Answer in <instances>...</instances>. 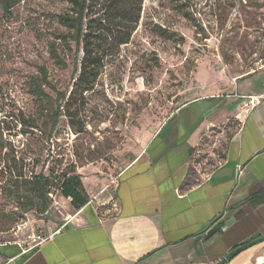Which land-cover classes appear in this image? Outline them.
<instances>
[{
	"label": "rangeland",
	"instance_id": "obj_1",
	"mask_svg": "<svg viewBox=\"0 0 264 264\" xmlns=\"http://www.w3.org/2000/svg\"><path fill=\"white\" fill-rule=\"evenodd\" d=\"M2 1L0 248L7 252L16 244L26 253L65 223L78 221L81 209L59 188L62 171L74 170L86 183L105 181L114 191L113 181L144 153L164 123L182 105L208 96L201 102L208 125L202 127L189 169L195 182L222 158L239 129L236 106L243 96L235 93L232 80L254 75L249 88L264 87V0H144L131 42L106 61L93 89L74 98L71 118L60 117L51 132L58 92L69 94L75 81L74 43L72 50L59 48L65 64L50 55L51 42L66 31L58 14L70 5L12 0L5 17ZM42 66L48 82L43 83L46 95L38 96L31 81L42 80ZM23 117L37 126L29 129ZM51 171L42 213L34 177ZM18 174L23 177L17 179ZM104 208L97 206L99 214ZM7 262L0 254V264Z\"/></svg>",
	"mask_w": 264,
	"mask_h": 264
},
{
	"label": "crops",
	"instance_id": "obj_2",
	"mask_svg": "<svg viewBox=\"0 0 264 264\" xmlns=\"http://www.w3.org/2000/svg\"><path fill=\"white\" fill-rule=\"evenodd\" d=\"M250 76L232 80L236 94L264 93V87L249 88ZM209 98L182 105L121 172L114 191L105 181H84L91 201L78 221L65 223L24 259L11 246L6 264H219L264 237V203L249 201L264 188V99L242 108L246 98H240L239 129L222 158L193 182L192 151L208 125L201 102ZM114 202L117 209L109 207ZM97 206H106L105 214ZM223 264H264V241Z\"/></svg>",
	"mask_w": 264,
	"mask_h": 264
},
{
	"label": "trees",
	"instance_id": "obj_3",
	"mask_svg": "<svg viewBox=\"0 0 264 264\" xmlns=\"http://www.w3.org/2000/svg\"><path fill=\"white\" fill-rule=\"evenodd\" d=\"M70 5V9L58 14V22L65 27L66 31L58 34L51 42L50 55L59 65L65 64L60 49H73L74 43V77L73 89L68 94L66 91H59L58 105L54 112V120L51 125V132L57 128L60 117L71 118L69 109L74 98L79 93L82 96L85 92L93 89L100 74L103 72L106 61L121 54L122 48L131 42L141 20L144 0H63ZM4 16L11 14L14 3L12 0L1 2ZM56 42H59L57 44ZM42 80L32 77L31 86L33 92L38 95H46L43 83L48 82L47 70L44 66L40 68ZM23 122L28 128H35L34 122H29L23 117ZM27 129V130H29ZM27 132V131H26ZM52 171L35 175L33 185L37 187V193L41 199L38 203L42 213L48 207V194L51 192ZM21 179V174L15 175ZM0 179H2L0 177ZM60 190L62 195L69 197L76 209H82L90 202V196L86 190L84 181L74 170L66 169L59 176ZM47 202L44 203L43 199ZM249 201L253 205L264 203V188L254 192ZM26 205V204H23ZM221 230V227L217 228ZM250 243V242H249ZM249 243L243 244L248 245ZM38 247V246H37ZM36 247V248H37ZM11 248V247H10ZM7 247V249L10 250ZM33 248L22 254L24 259ZM6 250V249H5ZM0 248V254L9 259L11 253ZM233 258V257H231ZM221 264V263H220Z\"/></svg>",
	"mask_w": 264,
	"mask_h": 264
},
{
	"label": "built area",
	"instance_id": "obj_4",
	"mask_svg": "<svg viewBox=\"0 0 264 264\" xmlns=\"http://www.w3.org/2000/svg\"><path fill=\"white\" fill-rule=\"evenodd\" d=\"M237 78H234L233 81L236 83ZM243 98H246L245 106L247 108L257 106L262 103V100L264 99V93L261 95H249V96H243ZM119 180H114L113 183L115 186L118 184ZM113 209L118 208V204L116 202L112 203Z\"/></svg>",
	"mask_w": 264,
	"mask_h": 264
},
{
	"label": "water",
	"instance_id": "obj_5",
	"mask_svg": "<svg viewBox=\"0 0 264 264\" xmlns=\"http://www.w3.org/2000/svg\"><path fill=\"white\" fill-rule=\"evenodd\" d=\"M215 231L211 232V235L214 233ZM264 241V237L256 239L254 241H251L248 245H242L240 247H238L237 249H235L233 252L229 253L228 256L221 262V264H223L224 262H226L227 260H229L231 257H234L236 254H238L239 252L253 246L256 243L262 242ZM220 264V263H219Z\"/></svg>",
	"mask_w": 264,
	"mask_h": 264
}]
</instances>
